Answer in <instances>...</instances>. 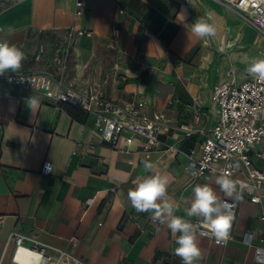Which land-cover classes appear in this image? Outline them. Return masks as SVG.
<instances>
[{"label": "crops", "instance_id": "crops-1", "mask_svg": "<svg viewBox=\"0 0 264 264\" xmlns=\"http://www.w3.org/2000/svg\"><path fill=\"white\" fill-rule=\"evenodd\" d=\"M74 2L0 0V40L26 54L16 73H57L53 52L65 30L75 25L91 31L73 43L62 89L85 91L100 83L115 101H130L137 92L150 113L166 114L169 126L160 138L184 154L156 150L146 159L137 144L118 152L101 139L94 114L0 78V264H16L12 231L39 240L48 254L60 247L89 264H182L170 230L154 223L150 213L136 212L128 191L147 175H167L168 198L179 209L175 214L192 222L202 220L186 216L185 200L197 184H209L220 200L226 197L216 184L218 174L188 176L185 154L194 150L198 157L204 135L186 137L181 128L215 126V86L231 80V71L238 83L246 79L252 59H264V36L218 0H88L77 19ZM197 17L215 27L214 37L201 40L192 33ZM42 45L47 52L38 65L34 59ZM53 90H59L55 82ZM31 97L39 100L35 108ZM200 107L208 116L191 121ZM78 144L95 147L83 155L74 153ZM256 148L263 155L253 161L264 173V142ZM45 162L53 165L50 174L42 172ZM146 162L153 165L151 172ZM261 216L264 189L262 203H239L227 244L197 233L196 264H264L255 260L256 246L264 247ZM246 232L253 234L252 245L242 240Z\"/></svg>", "mask_w": 264, "mask_h": 264}, {"label": "built area", "instance_id": "built-area-1", "mask_svg": "<svg viewBox=\"0 0 264 264\" xmlns=\"http://www.w3.org/2000/svg\"><path fill=\"white\" fill-rule=\"evenodd\" d=\"M222 5L232 8L246 24L256 29L264 36V0H218ZM74 16L80 18L88 8V0H75ZM1 31V26H0ZM92 35L91 31L72 25L62 35V39L53 52V63L57 73L48 71H32L26 73H7L0 78L26 88L35 89L59 104H66L80 108L95 115V128L100 133L103 142L109 144L114 150L128 153L135 145L144 158L149 159L156 150L169 152L173 155L184 154L174 144H169L160 138L163 129L169 125V119L163 112H149L148 102L133 93V99L115 101L103 91L100 83L90 84L85 91H79L66 86L67 71L72 46L75 40L83 35ZM0 42H4L0 40ZM47 49L40 46L35 60L43 62ZM231 80L215 86L212 101L216 108V124L211 130L196 128H181L186 137L197 133L204 135L201 143V153L197 157L194 150L185 154L187 163L186 172L190 178L202 177L205 174H224L236 183L239 199L223 197L221 201L228 200L234 219L238 215L239 203L248 199L252 203H262L264 189V173L255 166L253 156L261 158L263 151L256 145L264 142V80L252 75L238 83L233 77ZM59 86L58 91L53 90V83ZM209 110L197 108L190 116L191 121L199 123ZM107 133V135H106ZM78 144L74 153L86 155L94 149L93 144L87 147ZM47 166V167H46ZM51 162H45L42 167L44 174L52 172ZM92 200L89 199L88 202ZM264 221V216H261ZM3 219L0 216V224ZM197 233L207 232L202 221H195ZM212 239L217 244L225 245L233 238L232 231L226 241H218L211 233L201 235ZM9 240L14 244L13 261L22 263L18 256L32 254L37 262L31 264H89L85 260L73 255L64 248H55L56 254L46 253V246L39 240L12 231ZM243 242L252 245L253 234L246 232ZM255 260L264 263V247L256 246Z\"/></svg>", "mask_w": 264, "mask_h": 264}, {"label": "clouds", "instance_id": "clouds-1", "mask_svg": "<svg viewBox=\"0 0 264 264\" xmlns=\"http://www.w3.org/2000/svg\"><path fill=\"white\" fill-rule=\"evenodd\" d=\"M186 10L182 9L184 16ZM192 33L201 40L214 37L215 27L204 17H197L191 25ZM26 54L19 47L8 42H0V75L16 73L22 67ZM246 71L264 80V59L254 58L249 63ZM30 105L35 108L39 104L37 98L29 99ZM107 135V133H106ZM47 167V166H46ZM145 169L151 172L153 165L145 163ZM169 177L167 175H147L128 191V200L133 209L138 213H150L154 223L166 225L175 239L174 254L180 258L182 264H196L201 256V249L197 241V225L191 219L176 215L179 210L173 206L168 198ZM220 191L229 199H239L236 183L227 175L216 178ZM190 207L184 209L188 218L195 217L202 220L207 232L211 233L218 241H226L234 220L231 205L228 200L221 201L216 191L209 184H197L192 189V195L185 200Z\"/></svg>", "mask_w": 264, "mask_h": 264}, {"label": "bare ground", "instance_id": "bare-ground-1", "mask_svg": "<svg viewBox=\"0 0 264 264\" xmlns=\"http://www.w3.org/2000/svg\"><path fill=\"white\" fill-rule=\"evenodd\" d=\"M18 259L22 262V263H27V264H31L33 262H37V259L35 260V257L32 254H20L18 256Z\"/></svg>", "mask_w": 264, "mask_h": 264}, {"label": "rangeland", "instance_id": "rangeland-1", "mask_svg": "<svg viewBox=\"0 0 264 264\" xmlns=\"http://www.w3.org/2000/svg\"><path fill=\"white\" fill-rule=\"evenodd\" d=\"M0 8H1V4H0ZM255 31H256V30L254 29V32H255ZM253 34H254V33H253ZM263 56H264V54H263ZM34 60H35V59H34ZM35 63H37L38 65H42V64H41L42 62H37L36 60H35ZM246 73L249 74L247 71H246ZM249 75H250V74H249Z\"/></svg>", "mask_w": 264, "mask_h": 264}]
</instances>
